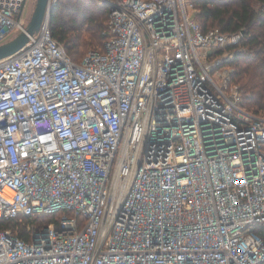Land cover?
<instances>
[{"label":"built area","instance_id":"obj_1","mask_svg":"<svg viewBox=\"0 0 264 264\" xmlns=\"http://www.w3.org/2000/svg\"><path fill=\"white\" fill-rule=\"evenodd\" d=\"M57 1L0 59V220L71 215L0 229V264H264V113L206 61L243 33L202 29L196 0H112L75 61ZM24 5L0 0V44Z\"/></svg>","mask_w":264,"mask_h":264},{"label":"trees","instance_id":"obj_2","mask_svg":"<svg viewBox=\"0 0 264 264\" xmlns=\"http://www.w3.org/2000/svg\"><path fill=\"white\" fill-rule=\"evenodd\" d=\"M195 7V18L202 29L218 27L224 32L243 33L239 45L251 55L237 52L231 79L242 90L246 109L264 113V0H196ZM108 10L107 6L96 7L91 0H58L50 10V32L73 60L80 61L88 49L104 48ZM64 213L71 215L68 211H57L32 218L0 220V229L17 231L26 238L27 224L42 227L58 222Z\"/></svg>","mask_w":264,"mask_h":264},{"label":"water","instance_id":"obj_3","mask_svg":"<svg viewBox=\"0 0 264 264\" xmlns=\"http://www.w3.org/2000/svg\"><path fill=\"white\" fill-rule=\"evenodd\" d=\"M48 10V0H36L25 31H20L10 40L0 44V59L8 57L23 47L29 36L38 32Z\"/></svg>","mask_w":264,"mask_h":264},{"label":"rangeland","instance_id":"obj_4","mask_svg":"<svg viewBox=\"0 0 264 264\" xmlns=\"http://www.w3.org/2000/svg\"><path fill=\"white\" fill-rule=\"evenodd\" d=\"M93 2V4L96 6V7H103V6H107V8L110 10V2L112 0H91ZM110 1V2H109ZM35 2L36 0H25V5H24V8H23V12H22V17H21V21L22 23L26 26L30 17H31V14H32V11L34 9V6H35ZM108 10V12H109ZM106 30H107V24H106ZM83 33V32H81ZM237 49H235V52H233L234 50L233 49H228V51H223V53H226L227 55L224 56H219L220 52L222 50H220L219 52H213L212 54L210 55H207V63H216V66L213 68V71H222L225 67L227 66H234L233 64V59H235V56H236V52H240L242 51L243 52H246L245 51V48L243 47V45H239L238 47H236ZM91 50L88 49L86 51V53ZM85 53V54H86ZM246 54H249V56L251 55V53L248 51L246 52ZM232 63V65H231ZM235 68V66H234ZM231 76L232 74L230 75V80L232 82V79H231ZM230 82V81H228ZM246 108V107H245ZM249 111V110H248Z\"/></svg>","mask_w":264,"mask_h":264}]
</instances>
